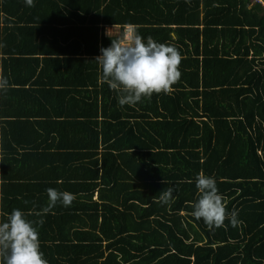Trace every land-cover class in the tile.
Returning a JSON list of instances; mask_svg holds the SVG:
<instances>
[{
    "label": "trees",
    "instance_id": "1",
    "mask_svg": "<svg viewBox=\"0 0 264 264\" xmlns=\"http://www.w3.org/2000/svg\"><path fill=\"white\" fill-rule=\"evenodd\" d=\"M126 26L174 47L180 76L121 106L95 58ZM2 77L0 222L22 210L48 264H264L261 4L0 0ZM200 173L235 214L218 227L192 215Z\"/></svg>",
    "mask_w": 264,
    "mask_h": 264
},
{
    "label": "clouds",
    "instance_id": "2",
    "mask_svg": "<svg viewBox=\"0 0 264 264\" xmlns=\"http://www.w3.org/2000/svg\"><path fill=\"white\" fill-rule=\"evenodd\" d=\"M24 3L31 6L32 0H24ZM105 34L111 38V44L101 47L95 60L101 67L103 79L112 89L119 91L121 106L140 102L153 93L167 92L179 78L181 57L174 47L156 42L151 37L144 38L135 29H125L116 37L110 35L109 30ZM7 87V78H0V90ZM195 186L198 191L192 212L195 218L202 219L209 227H218L226 215H235L226 214L214 177L197 174ZM46 191L49 208L58 202L68 207L74 199V195L67 191L52 188ZM172 195V188L163 190L160 203L167 204ZM0 264H48L40 249L36 226L20 209H13L0 222Z\"/></svg>",
    "mask_w": 264,
    "mask_h": 264
},
{
    "label": "crops",
    "instance_id": "3",
    "mask_svg": "<svg viewBox=\"0 0 264 264\" xmlns=\"http://www.w3.org/2000/svg\"><path fill=\"white\" fill-rule=\"evenodd\" d=\"M255 4H257V3H255L254 0H250V7H251L252 5H255ZM126 28L133 29L132 26H126L125 29H126ZM125 29H124V30H125ZM107 30H109V34H111L112 32H115V31L117 30V28H116V27H106V28H105V33H106ZM172 36L175 38L174 34H172Z\"/></svg>",
    "mask_w": 264,
    "mask_h": 264
},
{
    "label": "built area",
    "instance_id": "4",
    "mask_svg": "<svg viewBox=\"0 0 264 264\" xmlns=\"http://www.w3.org/2000/svg\"><path fill=\"white\" fill-rule=\"evenodd\" d=\"M255 3H259L264 7V0H254ZM126 29H130V28H126Z\"/></svg>",
    "mask_w": 264,
    "mask_h": 264
}]
</instances>
